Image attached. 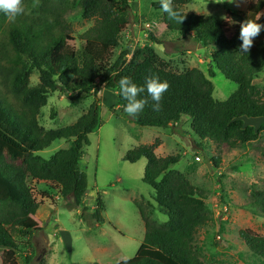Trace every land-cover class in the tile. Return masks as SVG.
<instances>
[{
    "label": "trees",
    "instance_id": "trees-1",
    "mask_svg": "<svg viewBox=\"0 0 264 264\" xmlns=\"http://www.w3.org/2000/svg\"><path fill=\"white\" fill-rule=\"evenodd\" d=\"M193 0H173V7L185 15L178 24L170 20L160 5L152 7L162 11V21L170 31L182 37L193 35L196 42L211 47L208 72L194 67L183 72L173 70L158 53L149 51L139 59L137 51L126 63L127 49L112 65L105 63V46L118 47L119 38L130 22L128 0L117 7L115 0H24L26 12L10 22L0 12V87L8 94H0V251L3 264H20L16 258L22 244L31 249L26 256L28 264H47L45 258L35 262L30 240L29 220L43 201L34 193L33 183H46L51 192L66 201L70 208H80L83 220L101 223L104 200L98 195L93 210L85 203L88 178L82 169L85 148L91 143L90 134L100 126V105L95 96L88 111L73 124L46 130L40 124L42 107L49 94L67 92L71 83L77 84L78 94L96 92L101 84L115 88L118 109L125 112L127 101L119 94V79L128 77L138 86L150 76L159 77L170 85L161 100V108L154 111L149 103L137 116L127 117L138 125L171 127L190 118V129L201 140H210L218 148H231L257 140L264 130L245 124L243 117H264V88L254 80L264 73V31L254 40L249 53L239 51L240 26L248 19L264 24V0L249 2L247 10L229 11L226 20L213 15L186 12L184 7ZM79 8L85 19L94 24L83 35L85 44L76 49L70 41L72 28L67 16ZM150 38L161 43L153 32ZM126 65V66H124ZM39 70L40 82L32 86L30 75ZM217 71L234 82L237 89L226 100L214 97V84L209 77ZM12 98L13 103L9 98ZM78 97V96H76ZM65 139L63 147L49 158L38 154L54 141ZM156 138L152 144L132 147L124 155L131 163L147 160L143 181L155 191L157 204L167 214V220H151V210L138 204L145 224L144 239L128 264H205L195 238L200 226L211 219L207 192L192 183L186 174L172 166L181 154L159 156ZM218 166L220 158H213ZM54 196V195H53ZM50 194L44 197L53 199ZM250 203L264 212V192L252 194ZM34 231V230H33ZM16 234L26 239L19 241ZM249 249L264 259V235L240 232ZM33 261V262H32ZM93 264H100L95 262ZM216 264H230L218 261Z\"/></svg>",
    "mask_w": 264,
    "mask_h": 264
},
{
    "label": "rangeland",
    "instance_id": "rangeland-1",
    "mask_svg": "<svg viewBox=\"0 0 264 264\" xmlns=\"http://www.w3.org/2000/svg\"><path fill=\"white\" fill-rule=\"evenodd\" d=\"M122 1L115 0L118 8L122 7ZM155 1L158 0H128L130 22L120 35L118 47L105 46L106 65L114 64L127 49L130 51L126 54V63L137 51H142L139 57L142 59L151 50L168 61L177 72L197 67L207 73L212 48L196 42L191 34L182 37L168 30L162 21V11L152 7L151 3ZM255 1L229 3L224 0L216 3V0H193L184 10L226 20L229 11L247 10L249 2ZM67 20L74 37L70 43L81 50L85 44L83 35L94 21L83 18L79 8H75ZM150 32L161 43L151 39ZM209 78L214 84L217 100L228 99L237 89V85L219 71L215 77ZM39 82V70L34 69L30 84L35 86ZM254 82L264 88V73ZM1 93L11 97L4 87H0ZM95 96L100 105L101 121L90 134L91 143L85 148L82 169L88 178L85 203L93 210L99 195L105 205L101 213L103 221L98 224L83 220L80 208L68 207L66 201L55 191L51 192L46 183H33L35 195L44 202L36 216L29 220L35 262L38 257H43L47 264H116L124 254L131 258L136 255L145 235L138 204L144 205L147 211L151 210L152 221L162 223L168 217L157 204L154 189L143 181L147 160L142 158L131 163L124 159V155L132 147L152 144L158 138L161 144L156 148V153L160 154L157 155L181 154L180 161L172 168L184 172L192 183L207 192L211 219L199 227L195 238V246L205 264L218 261L264 264V259L254 255L240 234L246 231L256 236L264 235V212L250 203L254 192H264V130L252 142L234 148L227 145L218 148L216 143L201 140L192 133L190 118L184 117L175 128L138 125L125 112L119 111L115 88L99 84L96 92L78 94L75 81L67 92L57 90L49 94L47 105L41 109L40 124L46 130L73 124L88 111ZM243 120L245 124L259 128L264 117H243ZM68 145L67 140L59 139L38 154L49 158ZM217 157L220 162L215 166L213 158ZM45 194H50L51 198L54 195V198L44 197ZM16 238L26 240L18 234ZM30 251L29 246L22 244L16 256L20 264H28L25 258ZM1 253L0 264H3Z\"/></svg>",
    "mask_w": 264,
    "mask_h": 264
},
{
    "label": "clouds",
    "instance_id": "clouds-1",
    "mask_svg": "<svg viewBox=\"0 0 264 264\" xmlns=\"http://www.w3.org/2000/svg\"><path fill=\"white\" fill-rule=\"evenodd\" d=\"M223 2L224 0H216V3ZM228 2L235 3L237 0H228ZM160 5L170 20L178 24L184 22L185 15L173 7V0H160ZM0 12H3L10 22H15L18 17L24 15L26 12L24 0H0ZM262 31H264V24L257 22L255 19L245 20L240 26L239 39L242 43L239 46V51L249 53L253 47L254 40ZM118 83L119 94L127 101L124 111L130 117L137 116L144 110L145 106L149 103L147 97H150L153 102V110L159 111L161 100L170 87L167 81H161L156 76L148 77L142 86H138L128 77H121ZM145 91L147 97L140 98L141 93H145ZM130 259V256L124 254L116 261V264H128Z\"/></svg>",
    "mask_w": 264,
    "mask_h": 264
},
{
    "label": "crops",
    "instance_id": "crops-1",
    "mask_svg": "<svg viewBox=\"0 0 264 264\" xmlns=\"http://www.w3.org/2000/svg\"><path fill=\"white\" fill-rule=\"evenodd\" d=\"M117 100H118V98H117ZM246 119H252V118H247V117H246ZM250 121H251V120H250ZM157 154H159V153H157ZM159 155H160V154H159ZM146 164H147V163H146Z\"/></svg>",
    "mask_w": 264,
    "mask_h": 264
}]
</instances>
